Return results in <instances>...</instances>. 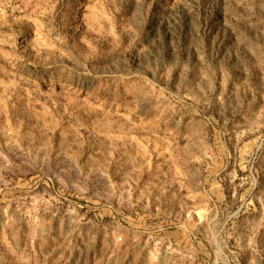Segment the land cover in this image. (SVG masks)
Here are the masks:
<instances>
[{"label":"rangeland","instance_id":"374dc122","mask_svg":"<svg viewBox=\"0 0 264 264\" xmlns=\"http://www.w3.org/2000/svg\"><path fill=\"white\" fill-rule=\"evenodd\" d=\"M0 264H264V0H0Z\"/></svg>","mask_w":264,"mask_h":264},{"label":"crops","instance_id":"0c3cea01","mask_svg":"<svg viewBox=\"0 0 264 264\" xmlns=\"http://www.w3.org/2000/svg\"><path fill=\"white\" fill-rule=\"evenodd\" d=\"M144 220V221H142ZM142 220H139L137 218H133L131 219V222H132V229L131 232H140L141 230L145 229V228H155L153 227L152 225H150V221L148 222L147 219H142ZM134 230V231H133ZM165 230H167V226H165ZM166 234L168 232H165Z\"/></svg>","mask_w":264,"mask_h":264},{"label":"built area","instance_id":"2783aa9c","mask_svg":"<svg viewBox=\"0 0 264 264\" xmlns=\"http://www.w3.org/2000/svg\"><path fill=\"white\" fill-rule=\"evenodd\" d=\"M146 219H147V218H146ZM147 220H148V219H147ZM157 229H158L159 231H161V230L165 229V227H163V226H162V227H161V226H158Z\"/></svg>","mask_w":264,"mask_h":264}]
</instances>
